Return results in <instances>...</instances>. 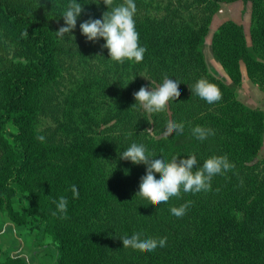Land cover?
I'll use <instances>...</instances> for the list:
<instances>
[{
	"label": "trees",
	"instance_id": "obj_1",
	"mask_svg": "<svg viewBox=\"0 0 264 264\" xmlns=\"http://www.w3.org/2000/svg\"><path fill=\"white\" fill-rule=\"evenodd\" d=\"M237 1L251 3V44L232 19L211 40L229 84L210 71L204 46L221 4ZM77 2L84 11L61 38L55 32L66 26L60 14L69 0H0V210L51 236L53 264H264V110L244 103L236 90L243 66L264 89V0H135L146 52L142 62L123 64L110 59L104 38L88 41L80 29L90 18L102 19L108 6ZM165 75L180 82L181 93L166 111L131 107L134 92L159 86ZM200 78L215 84L222 99L209 104L192 93ZM169 120L184 129L164 138ZM197 125L214 135L198 140ZM132 143L166 162L195 155L199 168L226 155L235 167L215 175L210 191L182 192L156 207L135 197L147 166L120 158ZM61 196L67 218L53 203ZM187 201L185 215L171 214ZM135 233L167 237V244L152 252L124 248L120 237ZM0 264L31 263L17 253Z\"/></svg>",
	"mask_w": 264,
	"mask_h": 264
},
{
	"label": "clouds",
	"instance_id": "obj_2",
	"mask_svg": "<svg viewBox=\"0 0 264 264\" xmlns=\"http://www.w3.org/2000/svg\"><path fill=\"white\" fill-rule=\"evenodd\" d=\"M103 3L108 6L109 10L103 13L102 19L90 18L82 22L80 24L82 34L88 41H98L100 38H104L106 43L102 47L108 49L112 61L121 64L126 60L136 63L142 62L146 48L139 44V33L135 27L134 16L137 11L135 0H123L116 6H113L114 0H103ZM82 11H84L83 6L77 0H69L67 7L60 14L66 26H61L55 32L56 35L63 38L66 34H70L76 28L77 18ZM22 35L27 37L28 32L26 31ZM179 83V81L165 75L162 84L151 90L142 86L133 93L136 103L131 107L138 104L149 114L164 112L167 110L169 101L180 97ZM190 88L192 93L209 104L222 99L221 90L205 78H200ZM183 129V123H175L169 120L163 136L167 138L173 133H182ZM192 134L198 140L203 141L209 135H214V132L197 125L192 129ZM37 139L44 142L46 138L43 135H38ZM119 155L123 160L147 166L146 174L140 179L139 191L135 197L139 196L148 200L151 205L156 207L162 203H167L170 198H180L182 192L195 194L201 191H210L211 180L215 175L223 174L235 167L226 155L211 156L199 168H196L198 162L195 155L183 159L174 157L170 162H166L164 158L150 157L145 146L137 143H132ZM194 168H196L195 171H193ZM157 173L159 179L156 177ZM71 191L73 197L78 198L79 192L75 185L71 187ZM53 203L57 206V212L63 214L62 218H67V198L61 196L58 201L54 200ZM191 204L192 201H187L179 207L173 206L170 208V212L176 217H182ZM57 212H53V215H56ZM141 235V233H135L131 237H120L123 247L140 252H152L157 247H165L167 244V237L141 239Z\"/></svg>",
	"mask_w": 264,
	"mask_h": 264
},
{
	"label": "rangeland",
	"instance_id": "obj_3",
	"mask_svg": "<svg viewBox=\"0 0 264 264\" xmlns=\"http://www.w3.org/2000/svg\"><path fill=\"white\" fill-rule=\"evenodd\" d=\"M251 3H245L243 1H237L234 3H223L220 9L214 14L210 29L207 35V42L204 46V52L207 65L210 71L217 76L221 77L224 81L231 84V80L227 75L225 69L214 58L211 51V40L214 32L218 29L219 25L226 20H235L238 23L243 24L246 28V35L250 40V22H251ZM244 69V67H243ZM143 79L146 76L142 75ZM238 97L247 105L251 107H258L264 110V89L254 84L246 74L243 76V82L240 86L236 87ZM15 129L13 125H9L7 129V135L9 137L14 134ZM259 158H264V144L260 150ZM18 207V202L16 204Z\"/></svg>",
	"mask_w": 264,
	"mask_h": 264
},
{
	"label": "crops",
	"instance_id": "obj_4",
	"mask_svg": "<svg viewBox=\"0 0 264 264\" xmlns=\"http://www.w3.org/2000/svg\"><path fill=\"white\" fill-rule=\"evenodd\" d=\"M248 42L251 44V37ZM243 67L244 76V74L247 75V71L245 66ZM22 198L25 199V196ZM16 204L15 208L20 210V203H18L19 207ZM41 233L39 229L16 224L7 212L0 210V261L6 260L13 254L21 253L31 264H53L52 238L48 234L43 236ZM39 236L42 237V241L37 245Z\"/></svg>",
	"mask_w": 264,
	"mask_h": 264
}]
</instances>
